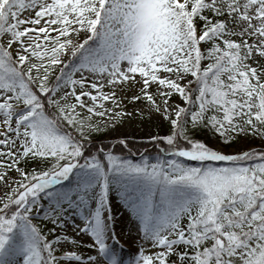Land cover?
I'll return each instance as SVG.
<instances>
[{
    "label": "snow or ice",
    "instance_id": "obj_1",
    "mask_svg": "<svg viewBox=\"0 0 264 264\" xmlns=\"http://www.w3.org/2000/svg\"><path fill=\"white\" fill-rule=\"evenodd\" d=\"M0 264H264V0H0Z\"/></svg>",
    "mask_w": 264,
    "mask_h": 264
},
{
    "label": "rangeland",
    "instance_id": "obj_2",
    "mask_svg": "<svg viewBox=\"0 0 264 264\" xmlns=\"http://www.w3.org/2000/svg\"><path fill=\"white\" fill-rule=\"evenodd\" d=\"M131 131V135L135 136L136 139L134 141L130 140V143H135L137 145L140 144H146V133L141 132L139 129H135V130H130ZM106 143H109L110 141H105ZM151 148V145H150ZM121 242L125 243L127 250L129 251H134L135 250V245H131L129 241H127L126 239H124V237H121Z\"/></svg>",
    "mask_w": 264,
    "mask_h": 264
},
{
    "label": "trees",
    "instance_id": "obj_3",
    "mask_svg": "<svg viewBox=\"0 0 264 264\" xmlns=\"http://www.w3.org/2000/svg\"><path fill=\"white\" fill-rule=\"evenodd\" d=\"M148 147L150 148V145ZM140 151H144V148H140Z\"/></svg>",
    "mask_w": 264,
    "mask_h": 264
}]
</instances>
